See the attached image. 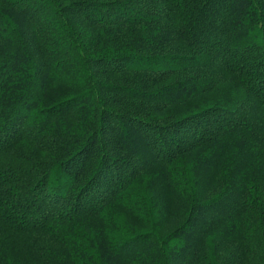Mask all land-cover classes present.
Segmentation results:
<instances>
[{"label": "trees", "instance_id": "obj_1", "mask_svg": "<svg viewBox=\"0 0 264 264\" xmlns=\"http://www.w3.org/2000/svg\"><path fill=\"white\" fill-rule=\"evenodd\" d=\"M29 1L0 0V264H264V0Z\"/></svg>", "mask_w": 264, "mask_h": 264}, {"label": "rangeland", "instance_id": "obj_2", "mask_svg": "<svg viewBox=\"0 0 264 264\" xmlns=\"http://www.w3.org/2000/svg\"><path fill=\"white\" fill-rule=\"evenodd\" d=\"M15 1H17V0H10V2H15ZM29 1V0H28ZM30 2V1H29ZM94 2H103L102 0H95ZM0 9H1V7H0ZM105 8L104 7H101V10H104ZM102 13L104 12V11H101ZM101 13V14H102ZM49 18V20H53V18L52 17H48ZM1 25V24H0ZM62 25H60L59 24V22H54L53 24H51V26H49V29L51 30V31H53L57 36H60L61 35V33L63 32V29H62ZM58 45V44H57ZM61 46H63L62 44L61 45H58L57 47H61ZM220 97H221V94L219 95ZM220 97L218 98V100H220Z\"/></svg>", "mask_w": 264, "mask_h": 264}]
</instances>
